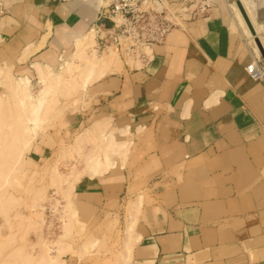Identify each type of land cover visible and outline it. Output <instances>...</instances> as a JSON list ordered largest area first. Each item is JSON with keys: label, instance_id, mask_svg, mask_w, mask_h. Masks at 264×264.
Wrapping results in <instances>:
<instances>
[{"label": "crops", "instance_id": "1", "mask_svg": "<svg viewBox=\"0 0 264 264\" xmlns=\"http://www.w3.org/2000/svg\"><path fill=\"white\" fill-rule=\"evenodd\" d=\"M235 1L213 0L153 45L147 65L123 61L91 85L98 140L124 146L108 168H83L70 201L97 223L136 201L127 264H264V86L245 71L254 46ZM0 7V70L30 82L72 54L97 17V0Z\"/></svg>", "mask_w": 264, "mask_h": 264}, {"label": "rangeland", "instance_id": "2", "mask_svg": "<svg viewBox=\"0 0 264 264\" xmlns=\"http://www.w3.org/2000/svg\"><path fill=\"white\" fill-rule=\"evenodd\" d=\"M243 2L250 10H258V0ZM165 3L168 6L166 0ZM232 8L237 12L235 2ZM95 37L96 33L93 46L97 50ZM90 47L83 56H75L74 44L72 54H67L55 67L45 66L46 73L38 75L25 87L30 95L28 101H33V104L29 101L30 108L25 105L28 110L45 93L42 99L47 100V106L43 101L46 109L42 106L36 124L28 121L30 112L19 109V97L12 92L17 79H6L0 70V264L128 262L130 231L134 230L136 222L134 216L131 226L130 217L132 209L138 206L136 201L128 200L120 205V218L118 213L114 218L107 213L98 223L97 218L90 219L85 214L84 218L82 214L78 217L77 208L70 201L73 184L83 176V168L90 166L89 170L97 173L92 170L93 165L109 166L108 163L112 164L110 156L116 153H107L105 139L100 142L94 132L97 116L91 85L98 78L97 73L103 76L120 67L123 61H132L128 57L121 58L113 47L101 52ZM68 62L71 65L66 67ZM85 68L87 73H84ZM84 78L88 82L86 87L82 86ZM6 80H11L12 84ZM60 86L69 87V92ZM51 99L53 101H49ZM101 158L105 159L101 161ZM51 211L53 216H50ZM89 219L91 224H84L85 228L81 223H88Z\"/></svg>", "mask_w": 264, "mask_h": 264}, {"label": "built area", "instance_id": "3", "mask_svg": "<svg viewBox=\"0 0 264 264\" xmlns=\"http://www.w3.org/2000/svg\"><path fill=\"white\" fill-rule=\"evenodd\" d=\"M104 6L97 11L96 48L103 51L113 47L121 58L128 57L140 65H147L152 59V46L162 44L167 34L182 25L183 21L204 15L212 6L208 0H200L193 11L186 10L188 17L180 14L181 10H172L165 0H105ZM5 13L0 7V14ZM174 16L179 20L176 21ZM102 18L112 22L108 29L99 23ZM254 55L245 71L252 80L264 86V62L259 52ZM264 102V95L262 97ZM53 211H51L50 216Z\"/></svg>", "mask_w": 264, "mask_h": 264}, {"label": "bare ground", "instance_id": "4", "mask_svg": "<svg viewBox=\"0 0 264 264\" xmlns=\"http://www.w3.org/2000/svg\"><path fill=\"white\" fill-rule=\"evenodd\" d=\"M240 1V3H241V5L243 6V9L245 10V13L247 14V17L249 18V21L251 22V24H252V26H253V29H254V31H255V34H256V36H257V38L259 39V41H260V43L262 44V46H263V39H262V37H261V33H260V27L258 26V25H254V22H253V19H252V17H251V12H250V9L248 8V6H247V4L245 3V2H243V0L241 1V0H239ZM166 2H167V0H166ZM208 2H211V3H213V0H208ZM105 3H106V1L105 0H97V11H98V9L101 7V6H104L105 5ZM235 8H236V13H237V16H238V18H239V20L241 21V23L242 24H244L245 25V32L247 33L248 32V36H250L249 38H250V42H253L254 43V37H253V35L251 34V32L249 31V29H248V27L246 26V24H245V21H244V19H243V17H242V15H241V13H240V11H239V9H238V7L236 6V4H235ZM184 17V16H183ZM187 17V16H186ZM185 17V18H186ZM174 18H176L175 16H174ZM176 21H179L178 19H176ZM243 21V22H242ZM96 30H97V28H96V26H92V28H90V29H88L85 33H83L79 38H77L76 39V41H75V45H76V49H75V56H79V55H81V56H83L84 54L83 53H85L86 52V49L88 48V46H89V48H91L90 46H92L93 47V50H94V46H93V44H94V34L96 33ZM254 45H255V43H254ZM255 50H257L258 51V49H257V46L255 45ZM264 48V47H263ZM106 50V49H105ZM105 50H103V51H105ZM95 52L97 51V50H94ZM93 51V52H94ZM107 51V50H106ZM87 52H89V51H87ZM108 52H109V50H108ZM110 52H112V51H110ZM259 52V51H258ZM92 54H94V53H92ZM97 54H98V52H97ZM73 56V55H72ZM87 56V55H86ZM95 56H96V53H95ZM102 56V55H101ZM111 56V55H110ZM90 57H91V55H90ZM98 57V56H97ZM104 57V56H103ZM108 57V56H107ZM113 58V57H112ZM73 59V58H72ZM77 59V58H76ZM101 59V58H100ZM110 59V58H109ZM83 60V59H82ZM108 60V59H107ZM114 60H115V58H114ZM113 60V61H114ZM131 60V59H130ZM87 61V60H86ZM90 61H91V59H90ZM97 61V60H96ZM112 62V61H111ZM73 63V62H72ZM94 61H93V65H94ZM113 63V62H112ZM90 64V63H89ZM97 64H98V62H97ZM111 64V63H110ZM71 64L68 62L67 63V66L66 67H69ZM100 65V64H99ZM97 66V65H96ZM77 67V66H76ZM87 67V66H86ZM87 68H89V67H87ZM101 68H102V66H101ZM100 68V69H101ZM112 68V67H111ZM108 69H110V67L108 68ZM113 69V68H112ZM111 69V70H112ZM46 70L47 69H43V70H41L40 72H39V75H41V74H45L46 73ZM97 70H98V68H97ZM103 70H105V69H103ZM90 71H93L94 72V70L92 69H90ZM86 72V68L84 69V73ZM66 73V72H65ZM87 73V72H86ZM62 74V73H61ZM102 73H97V76L96 77H99L100 75H101ZM105 74V73H104ZM103 74V75H104ZM57 75H58V73H57ZM89 75H90V73H89ZM61 76V75H60ZM84 76V75H83ZM39 77V76H38ZM57 77V76H56ZM91 77V76H90ZM95 77V78H96ZM50 78V77H49ZM58 78H59V75H58ZM6 79H7V77H6ZM92 79V78H91ZM98 79V78H97ZM16 80V79H15ZM55 80H56V78H55ZM58 80V79H57ZM7 82H9V84L11 85L12 83H10V81L11 80H6ZM17 83L15 84V85H13L12 86V92L16 95V96H18L19 97V104H20V108L19 109H21V107H22V109H24V111L25 112H27L28 111V113L30 112V115H31V117H28V121L30 120L31 122L33 121L34 122V124H36L35 122L38 120V119H40V116H41V113H42V111H43V108H42V106H44V102L46 103V105L45 106H47V100H43L42 99V95H43V97H44V95H45V93L43 94L42 93V95H40L41 96V100L36 104V105H32V107H31V109L30 110H28L29 108H30V105H29V101L31 100H29L28 101V98H30L29 96V94L28 93H26V89H25V87H27L28 86V84L30 83V80L28 79V78H19V79H17ZM44 81V80H43ZM59 81H62L61 79L59 80ZM58 81V82H59ZM89 81V80H88ZM57 82V83H58ZM81 82V81H80ZM57 83H55V84H57ZM83 85V87H86L87 85H88V82H87V79H85L84 78V82L82 83ZM80 85V84H79ZM57 86V85H56ZM61 87H65V86H60V88ZM71 87V86H70ZM45 87H43V90L44 91H47V90H45L44 89ZM53 88V87H52ZM58 88V87H57ZM66 88V87H65ZM54 89V88H53ZM67 89H69V87H67L66 88V91H68ZM55 90V89H54ZM59 90V89H58ZM62 90V89H61ZM22 91H23V93H22ZM21 92V93H20ZM42 92V91H41ZM69 92V91H68ZM67 92V93H68ZM64 93V92H63ZM23 95V97H22V95ZM66 94V93H65ZM28 97V98H27ZM46 97V96H45ZM44 101V102H43ZM49 101H53V99H51V100H49ZM28 102V103H27ZM30 102H32V104H33V101H30ZM50 102H48V104H49ZM25 105H27L29 108H27V106H25ZM45 106H44V110L46 109L45 108ZM27 110V111H26ZM33 115V116H32ZM32 122V123H33ZM102 133V132H101ZM109 135V134H108ZM101 137V136H100ZM104 139H105V146H104V149L106 150V152L107 153H111V152H119V148H121V147H123L124 145L122 144V143H117V142H115V140L113 139V137H112V135H110V136H108V137H104ZM100 141H101V138L99 139ZM102 141H103V139H102ZM102 146V145H101ZM103 147V146H102ZM103 151H104V149L103 148H101ZM93 150V149H92ZM91 153H93L92 151H91ZM96 153V152H95ZM120 153V152H119ZM99 155V154H98ZM88 157V156H87ZM88 159V158H87ZM103 159H105V158H103ZM102 158H101V161L103 160ZM97 161H98V159H97ZM88 162V161H87ZM90 162V161H89ZM104 162H105V160H104ZM108 163V162H107ZM84 164H85V162H84ZM88 164V163H87ZM93 164V163H92ZM104 164V163H103ZM109 164V166L111 165L110 163H108ZM89 166V165H88ZM92 167V166H91ZM99 167H102V166H99L98 165V163H95V166L93 165V167H92V170H94V171H97V169H99ZM107 167V166H106ZM89 168H90V166H89ZM88 168V169H89ZM103 168V167H102ZM108 168V167H107ZM106 169V168H105ZM100 171V170H99ZM102 171H103V169H102ZM101 172V171H100ZM98 173V172H97ZM125 239H127V238H125ZM127 248V247H126ZM126 253V252H125Z\"/></svg>", "mask_w": 264, "mask_h": 264}, {"label": "water", "instance_id": "5", "mask_svg": "<svg viewBox=\"0 0 264 264\" xmlns=\"http://www.w3.org/2000/svg\"><path fill=\"white\" fill-rule=\"evenodd\" d=\"M193 2V0H188V1H183V0H167V4L168 6L172 9V10H176L179 9L181 7H188L191 3ZM236 6L238 7L246 26L248 27L249 31L251 32V34L254 37V43L257 46V49L264 61V49L262 47V44L260 43L259 39L257 38L255 31L253 29V26L251 24V22L249 21V18L247 17V14L245 13V10L243 9V6L241 5L239 0L235 1ZM99 23L101 25H103L104 28L108 29L112 26V22L106 18H102Z\"/></svg>", "mask_w": 264, "mask_h": 264}]
</instances>
